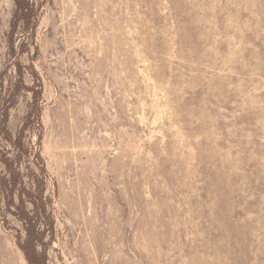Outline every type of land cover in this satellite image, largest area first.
Wrapping results in <instances>:
<instances>
[{
  "label": "rangeland",
  "instance_id": "1",
  "mask_svg": "<svg viewBox=\"0 0 264 264\" xmlns=\"http://www.w3.org/2000/svg\"><path fill=\"white\" fill-rule=\"evenodd\" d=\"M30 2L12 40L0 0V264L40 184L45 264H264V0Z\"/></svg>",
  "mask_w": 264,
  "mask_h": 264
},
{
  "label": "trees",
  "instance_id": "2",
  "mask_svg": "<svg viewBox=\"0 0 264 264\" xmlns=\"http://www.w3.org/2000/svg\"><path fill=\"white\" fill-rule=\"evenodd\" d=\"M15 3V14H14V20L12 23V35L11 39L13 40V37L15 33L17 32L18 24L19 22H23L25 24V29H28L32 22L35 21L36 16V10L34 7V4L30 2V0H14ZM29 30V29H28ZM24 48H27L26 44L22 45ZM34 73V72H33ZM20 85V84H19ZM18 85V88H20ZM22 86V85H21ZM3 119L0 125V134L2 133L5 140L13 141L10 133L5 128V125L9 119V115L7 110L2 115ZM15 142H17V145L23 146V139L22 135H20ZM1 157L0 159L7 167L10 177H5L1 179V185L2 187L10 192L9 200L12 204H14V192L18 184L21 182V175L18 172L16 168H13V163L10 161L9 158H6L5 155H2L0 152ZM39 198L40 200H32L34 207H35V214L34 217H31L29 212H27L25 207V202L22 198L23 195L27 194L30 195L27 191H24L25 193H21V201L20 204L17 205V211L15 214L19 217L21 221L25 223L26 232H27V238L25 240V243L21 246L24 252L26 253L27 260L30 264H45V258H46V249H43V252L41 254L38 253L36 247L37 243L39 242L41 245L44 246L42 237L39 239L38 236L40 235L38 233L37 227L39 219L42 217V215L47 216L46 207L44 203L42 202V194H43V185H39ZM9 189V190H8ZM51 217V218H50ZM47 216V219L50 221L51 226H53V217Z\"/></svg>",
  "mask_w": 264,
  "mask_h": 264
}]
</instances>
